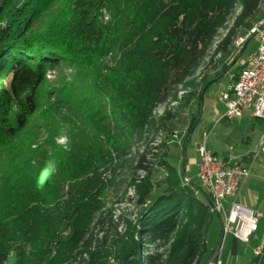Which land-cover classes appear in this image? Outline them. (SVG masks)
I'll list each match as a JSON object with an SVG mask.
<instances>
[{"label": "trees", "instance_id": "16d2710c", "mask_svg": "<svg viewBox=\"0 0 264 264\" xmlns=\"http://www.w3.org/2000/svg\"><path fill=\"white\" fill-rule=\"evenodd\" d=\"M58 1L0 0V149L4 153L9 155L10 143L37 115L41 88L54 64L62 61L77 70L78 78L83 76L81 82L76 78L68 85L77 92L67 93L82 123L78 125L75 117L70 149L58 146L52 153L60 174L46 169L44 176L36 174L33 160L15 177L8 166L2 170L0 264H66L69 259L79 264H114L111 259L116 264H209L216 260L217 248L206 240L217 213L211 210L210 194L199 180L185 184L181 165L170 163L167 152H156L161 164L156 174L147 164L151 144L138 153L135 165L146 175L131 178L141 207L137 220L127 222L124 235L116 226L117 238L111 243L107 236L100 241L92 230L82 238L92 215L104 205L119 161L124 168L134 161L132 143L156 122L157 129H163L174 118L166 109L156 120L154 109L168 99L177 101L179 85L192 84L190 77L234 4L241 6V12L215 49L225 57L236 48L238 28L245 25L249 33L252 21L263 18L264 12L254 17L262 0H104L115 12L109 24L99 20L102 0H65L67 17L49 22L47 10ZM114 50L122 53L119 62L107 66L106 74L99 73L102 57ZM214 81L202 84L199 100ZM195 121L184 140L183 165ZM27 156L25 151L19 160ZM106 212L103 209L98 217V228L107 222ZM154 241L162 242L166 250L146 261L144 245ZM248 264H264L263 246Z\"/></svg>", "mask_w": 264, "mask_h": 264}, {"label": "rangeland", "instance_id": "374dc122", "mask_svg": "<svg viewBox=\"0 0 264 264\" xmlns=\"http://www.w3.org/2000/svg\"><path fill=\"white\" fill-rule=\"evenodd\" d=\"M64 3L65 0H59L54 6L48 8L47 15L50 16L49 22H60L62 17H67L66 12L68 7L64 5ZM101 4L102 6L98 9L99 20L103 24L114 22V9L109 7L104 0L101 1ZM240 12L241 6L238 3H235L233 9L226 18V22L216 31L210 46L200 61V64L190 77L192 79V84L185 87L181 84L175 89V91L178 92V100L171 101V99H168L166 102L159 104L154 109L153 115L156 120L166 109H171L174 114V118L169 121L163 129H157L158 126L156 122L150 131L144 132L140 141L132 143L130 153L133 156L134 161L127 168L120 165L121 161H119L118 166L115 168V172L112 174L113 184L110 186L107 195L103 198L104 205L92 215L82 240L92 230L100 241L102 237L107 236L108 241L111 243L117 238L115 236L116 226L117 231L124 235L126 232L127 222H135L137 220L141 207L138 204L137 191L135 187L131 185V178L133 176L143 177L146 175L145 171L136 170L135 165L138 153H141L147 144H151L152 147V150L147 156V164L149 167L154 169L156 174L159 175V172L161 171V164L159 163L160 154L156 152H167L169 157L170 154L172 156L171 158L168 157L170 163H177L178 166L181 165L183 176L186 175L191 180H198L199 156L197 147L198 144H201L204 140L203 132H212L215 129L218 133L221 132L223 128L221 119L225 113V106L220 100V93L231 82L230 74L233 72L238 73L246 57L259 46L258 39L253 36L246 45L245 41L242 42V38H245L248 35L247 28L243 25L238 28V37L234 42L236 46L234 52L230 56L228 55L226 57L221 53H215L218 43L233 26L235 19ZM262 12H264V0H262L260 7L254 13V17L261 16ZM255 22L256 21H252V26ZM242 49L244 50L242 51ZM237 55H239L238 58H236ZM121 56L122 53L120 50L107 52L102 57L100 64L97 65V71L101 74H106L107 66H116ZM229 63H232V65L228 71L220 78H216L217 73ZM82 77L83 76H80L78 78L77 70L73 67L67 66L66 64L64 65L62 61L54 64L51 70L47 72L46 81L40 92V105L37 115L30 120L27 130L20 134L13 144L12 142L10 143L11 149L8 150L9 155H7L6 152L4 153V150L0 149V175L2 170H6V166H8L9 174L15 177L16 175L22 173L25 168L31 164L29 163L30 160L36 162V174L44 176V173H46L45 169L50 174H60L57 165L52 160V153L58 146L62 147L64 150L70 149V146L72 145V138L70 134H73L76 131L74 125L76 124L75 117L78 118V125H80V122L82 123L78 108H75L72 105L71 100L70 102L67 100V93L75 94L78 90L77 88H71V86H68L69 83L74 82L76 78L77 81L79 80V82H81L83 80ZM208 79H214L215 81L208 85L199 100L202 84ZM76 96L77 95H75V97ZM195 119V132L191 140L188 142V146L183 157L185 160L183 165L181 152L184 140ZM262 121L264 128V120ZM234 125L235 123L232 122L231 126ZM262 125L257 123L256 129L261 131ZM85 127L91 131L90 126ZM252 138L254 140L256 139L255 136H252ZM178 140L182 142V146L178 144ZM196 140H199L197 144H195ZM161 143H165L164 146H161ZM207 146L217 150L218 153L222 155L224 144L217 139L216 135H209ZM25 151L28 153V156L23 160H19V157ZM17 154L20 156L18 157ZM153 154L158 155L156 156ZM258 160L259 158L255 162ZM244 179L245 177L241 180V188ZM247 192L248 190L245 189L244 192L241 194L239 193L240 201L244 202L245 206L254 208L255 204H252L251 201L248 200ZM232 206L233 198L227 199L224 202L223 210H221L219 214L216 213L213 216L212 224L206 234V240H208L209 244L216 247L217 250L220 251L223 264L235 263V256L233 257L228 252L231 235L224 231L222 223V218L226 216V213H229ZM103 209H105V211L107 210L104 215L107 222L98 228L95 224ZM110 219H112L113 222H110L109 224L108 222ZM68 231L69 230H65V232L70 235L71 231ZM251 239L253 241L257 239L258 243H261L264 247V234L262 227L257 234H253ZM250 242L247 244L238 243V246L241 250L251 248ZM220 245L221 247L219 248ZM165 250L166 247L162 242L159 243L154 241L144 245L143 254L146 258L145 260L148 261L149 257H155L159 254H163ZM249 259L250 258L243 260L242 263L248 262ZM71 260L72 259H69L66 264H79L78 261L71 262ZM110 262L116 264L113 259H111ZM215 262L216 260L212 258L209 264H215ZM242 263L240 262V264Z\"/></svg>", "mask_w": 264, "mask_h": 264}, {"label": "built area", "instance_id": "2783aa9c", "mask_svg": "<svg viewBox=\"0 0 264 264\" xmlns=\"http://www.w3.org/2000/svg\"><path fill=\"white\" fill-rule=\"evenodd\" d=\"M249 36L256 37L259 46L246 57L238 73L230 74L231 82L221 91L220 100L225 105L221 120H236L246 112L264 120V16L253 24L247 37L242 38V42ZM212 132H205L203 142L197 147L198 180L212 198L211 210L220 213L224 202L238 195L242 178L250 175L254 162L264 153V133L258 149L249 157L250 163L246 165L233 147L225 160L215 155L207 146L208 137ZM178 144L182 146L180 140ZM183 181L189 184L191 179L184 175ZM260 215L239 204H233L230 212L223 218L224 231L247 244L258 229ZM254 252L256 255L261 254L262 246L258 245ZM215 256V264H223L220 251L217 250Z\"/></svg>", "mask_w": 264, "mask_h": 264}, {"label": "crops", "instance_id": "0c3cea01", "mask_svg": "<svg viewBox=\"0 0 264 264\" xmlns=\"http://www.w3.org/2000/svg\"><path fill=\"white\" fill-rule=\"evenodd\" d=\"M232 122L235 123L234 126H231ZM262 122V119L252 116V114L249 112H246L243 117L236 120H221V123L223 124L221 132L217 133L214 129L211 134L216 135L217 139L224 144L223 153L222 155H220L217 150L209 147L208 148L219 158L225 160L228 157V153L231 147H233L236 154L242 156L244 163L246 165H249V157L258 149L260 145V140L264 130ZM257 123H260L262 125L261 131H258L256 129ZM205 132L208 131H204L203 135ZM252 136H255L256 139L254 140ZM198 141L199 140H196L195 144H197ZM251 171L252 172L250 173V175L244 179L241 188L242 190L240 189L241 192L239 191V193L241 194L245 189H247V198L251 201L252 204H255V207L250 208L245 206V203L240 201L239 193L236 197L233 198V204H239L244 208L260 213L261 215L258 219V229L254 234H257L261 227L264 234V153H262L259 156V160L255 162V164H253ZM229 234L231 235V239L228 246V252L233 257L235 256L234 264H240V262L242 263L243 260H246L248 258H250L249 261H251L253 255L255 254V248L258 245H261V243L259 244L257 239L254 241L251 239V248H245L244 250H241L238 246V243L242 242L239 241L233 234ZM211 247L215 248L214 246ZM248 262L242 264H248Z\"/></svg>", "mask_w": 264, "mask_h": 264}, {"label": "water", "instance_id": "95a60500", "mask_svg": "<svg viewBox=\"0 0 264 264\" xmlns=\"http://www.w3.org/2000/svg\"><path fill=\"white\" fill-rule=\"evenodd\" d=\"M219 214V213H218ZM221 247V245L219 246V248ZM211 262V261H210Z\"/></svg>", "mask_w": 264, "mask_h": 264}]
</instances>
